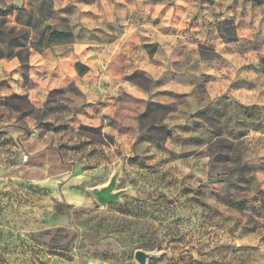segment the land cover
I'll return each mask as SVG.
<instances>
[{
    "label": "rangeland",
    "instance_id": "obj_1",
    "mask_svg": "<svg viewBox=\"0 0 264 264\" xmlns=\"http://www.w3.org/2000/svg\"><path fill=\"white\" fill-rule=\"evenodd\" d=\"M0 10L26 37L3 51L72 34L47 71L20 65L26 101L0 95V264H264V0ZM114 174L102 207L90 191Z\"/></svg>",
    "mask_w": 264,
    "mask_h": 264
},
{
    "label": "trees",
    "instance_id": "obj_2",
    "mask_svg": "<svg viewBox=\"0 0 264 264\" xmlns=\"http://www.w3.org/2000/svg\"><path fill=\"white\" fill-rule=\"evenodd\" d=\"M42 8L39 9L37 15V22H44L46 19L51 16V11H47L46 16L41 15ZM4 11L0 10V18L4 15ZM30 20L31 17H28ZM4 24V21L0 22V25ZM9 33L2 34L0 31V43H7L11 45V43L19 42L21 39H25L26 37L23 35H11L13 30H9ZM72 34L68 31L67 27H50L45 26L41 31L38 32L37 36L32 39V43L38 42V46L42 45L41 48H31V47H19L16 51L6 50L3 51L0 49V59L3 58H17L20 65L26 66L28 62V57L31 51H35L41 53L44 49L48 48L51 45H60L72 42ZM10 99L17 100H25V96H12Z\"/></svg>",
    "mask_w": 264,
    "mask_h": 264
},
{
    "label": "crops",
    "instance_id": "obj_3",
    "mask_svg": "<svg viewBox=\"0 0 264 264\" xmlns=\"http://www.w3.org/2000/svg\"><path fill=\"white\" fill-rule=\"evenodd\" d=\"M49 58L41 55L38 52L31 51L28 57V70L30 76L36 77L42 72L47 71V62ZM71 78L73 71L70 67L67 69ZM26 86L22 83L20 63L16 58L0 60V95L14 96L19 94H26ZM264 100V99H262ZM263 104V102L261 103Z\"/></svg>",
    "mask_w": 264,
    "mask_h": 264
},
{
    "label": "water",
    "instance_id": "obj_4",
    "mask_svg": "<svg viewBox=\"0 0 264 264\" xmlns=\"http://www.w3.org/2000/svg\"><path fill=\"white\" fill-rule=\"evenodd\" d=\"M118 174H114L108 183L100 188L91 189V194L94 199L102 206L105 207L108 203L115 202L119 199L120 192H114L116 179ZM154 257L153 254L145 253L140 250L134 253V260L137 264H146V261Z\"/></svg>",
    "mask_w": 264,
    "mask_h": 264
},
{
    "label": "clouds",
    "instance_id": "obj_5",
    "mask_svg": "<svg viewBox=\"0 0 264 264\" xmlns=\"http://www.w3.org/2000/svg\"><path fill=\"white\" fill-rule=\"evenodd\" d=\"M134 7H136V6L135 5L129 6L128 8L125 9V11L132 10ZM108 12H109L108 19H112L113 17L111 15V12H112V6L111 5L108 6ZM117 15L122 16L123 12L117 13Z\"/></svg>",
    "mask_w": 264,
    "mask_h": 264
}]
</instances>
